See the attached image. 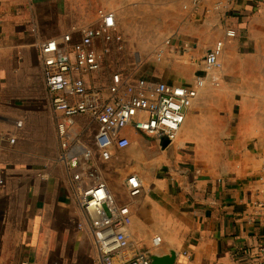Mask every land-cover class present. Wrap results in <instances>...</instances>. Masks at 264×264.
I'll return each instance as SVG.
<instances>
[{
	"label": "crops",
	"instance_id": "1",
	"mask_svg": "<svg viewBox=\"0 0 264 264\" xmlns=\"http://www.w3.org/2000/svg\"><path fill=\"white\" fill-rule=\"evenodd\" d=\"M216 1L0 0V134L6 138L0 146V264L99 261L77 200L99 181L95 169L113 197L132 207L129 258L175 249V264H260L264 222L255 217L254 202L264 201V0H235L225 15L214 9ZM139 7L144 37L139 54L126 60L125 81L149 78L197 90L177 138L129 125L122 131L129 147L115 145L105 159L99 121L82 113L63 148L41 45L74 29L79 38L102 9L134 15ZM228 28L237 35L228 37ZM219 39L225 41L221 66L208 69L206 57ZM79 142L90 148V158L82 157ZM132 174L152 175L136 196L127 185Z\"/></svg>",
	"mask_w": 264,
	"mask_h": 264
},
{
	"label": "built area",
	"instance_id": "2",
	"mask_svg": "<svg viewBox=\"0 0 264 264\" xmlns=\"http://www.w3.org/2000/svg\"><path fill=\"white\" fill-rule=\"evenodd\" d=\"M234 1L217 0L214 9L225 15ZM195 2L198 5L201 0ZM236 35V29L228 28V37ZM143 37L142 7L134 15L119 9H102L99 21L83 28L79 38L75 37L74 29L41 45L40 64L46 75L50 103L61 113L57 124L63 148L70 143L74 117L82 113L91 114L99 121L97 142L105 159L111 157L113 146L129 147L130 138L122 134L129 125L151 136L177 138L185 118L184 108L197 95V90L149 78H139L134 84L125 81L130 73L126 60L139 54ZM224 46L225 41L219 39L208 53V69L221 66ZM165 52L162 48L158 61L163 60ZM197 83L203 85V77ZM5 140L0 134V146ZM8 141L14 144L15 138L10 137ZM77 146L83 158L91 157L85 143L79 142ZM77 163L73 161L72 165ZM95 170L99 177L97 184L77 194L101 254L95 264H150L146 252L131 258L125 254L130 245L128 227L132 223V207L119 203L100 171ZM2 180L0 173V184ZM150 181V174L128 176L130 195H138ZM254 205L255 217L264 222V201L257 200ZM78 228L86 229L84 220H79ZM162 242L161 236L154 237L156 246ZM258 257L259 263L264 264V243L259 247Z\"/></svg>",
	"mask_w": 264,
	"mask_h": 264
},
{
	"label": "water",
	"instance_id": "3",
	"mask_svg": "<svg viewBox=\"0 0 264 264\" xmlns=\"http://www.w3.org/2000/svg\"><path fill=\"white\" fill-rule=\"evenodd\" d=\"M178 252L171 249L168 253L160 254L156 252L148 253L150 264H175L177 261Z\"/></svg>",
	"mask_w": 264,
	"mask_h": 264
},
{
	"label": "bare ground",
	"instance_id": "4",
	"mask_svg": "<svg viewBox=\"0 0 264 264\" xmlns=\"http://www.w3.org/2000/svg\"><path fill=\"white\" fill-rule=\"evenodd\" d=\"M143 8V7H142Z\"/></svg>",
	"mask_w": 264,
	"mask_h": 264
}]
</instances>
